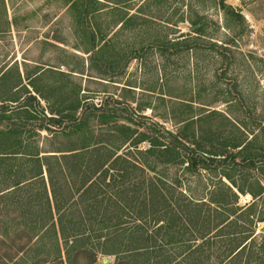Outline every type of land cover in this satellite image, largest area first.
Returning a JSON list of instances; mask_svg holds the SVG:
<instances>
[{
    "label": "trees",
    "instance_id": "obj_1",
    "mask_svg": "<svg viewBox=\"0 0 264 264\" xmlns=\"http://www.w3.org/2000/svg\"><path fill=\"white\" fill-rule=\"evenodd\" d=\"M67 1L84 32L96 34L94 20L106 47L112 42L105 28L114 21L103 27L98 20L116 10L122 27L142 25L144 14L155 17L143 5L130 14L111 7V0ZM219 4L242 18L226 0ZM204 22L192 20V31L200 35ZM167 37L165 51L199 46L200 36ZM99 45L87 53L101 54ZM138 53L134 48L127 60ZM32 87L30 104L8 106L20 99L0 98V264H99L100 256L113 257L112 264H264V230L256 233L264 212L255 203L238 204L247 191L237 176L257 165L240 143H220L216 131L201 136L192 119L170 129L154 121L157 115L144 114L151 106L139 101L129 114L122 97L100 105L76 101L74 111L49 108L48 115L39 99L46 97ZM194 101L184 106L192 110ZM43 131L48 149L39 144Z\"/></svg>",
    "mask_w": 264,
    "mask_h": 264
},
{
    "label": "rangeland",
    "instance_id": "obj_2",
    "mask_svg": "<svg viewBox=\"0 0 264 264\" xmlns=\"http://www.w3.org/2000/svg\"><path fill=\"white\" fill-rule=\"evenodd\" d=\"M67 3L0 0V98L20 99L6 105L30 104V93L35 94L32 86H37L48 110L71 108L76 101L100 105L106 97H122L130 103L129 114L137 108L131 103L139 101L151 106L144 114L157 115L154 121L159 119L175 131L191 119L197 121L193 126H198L201 136L216 131L220 143H240L238 149L254 156L257 165L237 176L247 191L239 193L238 204L246 208L255 203L257 212H264V0H226L241 12L240 20L233 19L219 0H111V7L122 8L123 13L135 14L143 5L142 11L155 17L144 14L142 25L133 21L122 27L116 10L98 20L103 27L114 21L105 28L106 39L112 42L107 47L100 42L94 20L96 34L84 32ZM182 17L185 21L180 22ZM198 17L205 20L200 35L192 31V20ZM168 18L171 23L165 21ZM167 34V40H179L182 34L200 36L199 46L191 51H165L161 46H166ZM93 36H97L95 42ZM96 44L100 45L95 51L103 49L102 53H87ZM134 48L138 57L128 61ZM110 60H115L112 68ZM191 99L195 100L192 110L184 106ZM137 127L148 130L146 125ZM44 137L43 131L39 144L48 149L50 140ZM248 191L257 193L256 197ZM263 230L264 221L257 223L256 233L261 235ZM112 261L108 256L98 259L99 264Z\"/></svg>",
    "mask_w": 264,
    "mask_h": 264
},
{
    "label": "crops",
    "instance_id": "obj_3",
    "mask_svg": "<svg viewBox=\"0 0 264 264\" xmlns=\"http://www.w3.org/2000/svg\"><path fill=\"white\" fill-rule=\"evenodd\" d=\"M39 99H40L41 105L44 107L46 113H47L48 115H51V114L49 113V110H48V108H47V104H46L45 100L41 99L40 97H39Z\"/></svg>",
    "mask_w": 264,
    "mask_h": 264
},
{
    "label": "water",
    "instance_id": "obj_4",
    "mask_svg": "<svg viewBox=\"0 0 264 264\" xmlns=\"http://www.w3.org/2000/svg\"><path fill=\"white\" fill-rule=\"evenodd\" d=\"M105 263L107 262V260L104 261Z\"/></svg>",
    "mask_w": 264,
    "mask_h": 264
}]
</instances>
